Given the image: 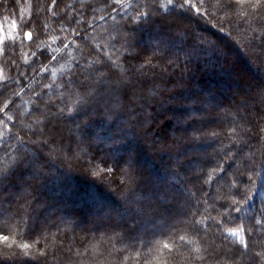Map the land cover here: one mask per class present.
Masks as SVG:
<instances>
[{
  "label": "trees",
  "instance_id": "16d2710c",
  "mask_svg": "<svg viewBox=\"0 0 264 264\" xmlns=\"http://www.w3.org/2000/svg\"><path fill=\"white\" fill-rule=\"evenodd\" d=\"M15 1L0 0V10L5 11ZM69 2L73 12L67 16L68 11L61 8ZM182 2L173 0L176 6L170 7L167 0H159V13L153 7V0H54L51 12L47 8L49 1L46 2L52 28L43 29L39 18L36 26L40 33L34 27L35 38L36 41L52 40L56 50L50 54L44 49L37 51L39 60L34 59V67L24 68L25 78L19 82L10 78L0 84V159L5 158L0 161V186L3 185L0 187V237H8L7 240L0 238V264H225L224 261L233 264L226 255L219 259L210 257L209 250L217 244L224 251H233L238 246L250 255L248 261H239L238 257L236 264H264V243H260L264 240V85L257 96L229 95L231 104L219 91L212 90L218 84L228 86L227 82L232 86L242 85L241 79L232 73L238 63L259 77L263 74L264 9L256 13L247 4L229 9L224 0H192L199 8L197 12L188 7L179 8ZM98 6L104 7L103 12L95 17L93 10ZM149 12L151 16L146 15ZM174 16H185L187 22L195 24L197 33L180 30L181 25ZM78 17H81L79 23ZM167 17L169 21L165 20ZM113 23L126 35L139 40L147 36L155 42L168 39L174 50L161 51V47L151 45L136 55L115 54L113 46H119L124 39L118 35L106 40L116 31ZM214 40L222 44L221 49L209 46ZM227 50L236 53L237 61L227 59L220 64V57ZM112 59L127 67L134 79L120 91L115 85L108 89L99 86L93 89L95 97H90L92 87L84 82L80 65L89 61L87 64L94 68L86 71L91 79L104 72L119 81ZM205 61H208L206 65ZM134 65L141 70L135 72ZM7 74L14 76L9 71ZM130 87L143 90L144 93L133 95L140 107L131 98ZM57 89H60L59 97ZM48 92L53 97L50 104L45 100ZM175 96L183 100L171 104L169 100ZM21 99L26 107L25 124H30L32 118L41 120L43 109L57 113L61 106L63 110L57 120L59 123L73 121L74 126L68 127V132L51 134L49 120H44L41 127L51 137L47 145L41 141L39 132L17 124L21 117L18 108ZM205 100L220 105L215 109L216 114L227 112L233 119L231 126L223 128L219 136L212 130L199 132L193 126L204 120L196 116L200 115L202 105L207 104ZM221 100L224 101L219 103ZM248 104L253 107L246 108ZM175 106L182 110L169 116L177 123L185 117H194L183 123L188 131L184 145L202 147L219 141L217 148L202 152L207 161L215 158L217 163L206 164L200 176L179 177L189 162L197 163L198 158L194 156L182 159L174 169L165 171L166 175L173 176V180L167 181L176 192L185 186L187 194L194 195L197 207L193 224L169 227L171 224L162 216L151 221L145 216L148 212L143 211L138 219L132 216L124 221L122 229L111 232L98 229L84 241L71 239L74 222L81 220L80 205L90 203L97 214H103L104 209L111 210L112 214L126 209L113 203L115 196L147 199V190L140 187L145 188L146 182L134 179V173L122 157L142 154L139 136L147 139L153 128H160L159 111H176ZM91 109H95L93 114ZM150 114L155 116L152 120ZM211 119L208 117L205 121ZM149 120L143 133L140 128ZM85 127L87 132L91 131L89 127L97 128L92 137L98 143L103 141L107 145L105 149L94 145L90 137L85 142L77 140L75 135ZM68 145L75 149L67 148ZM218 147L225 152L219 154ZM158 150L155 147V154L160 153ZM180 151L174 153L175 157ZM160 156L156 158L162 160ZM29 159L37 164L36 168H29ZM238 161L241 166L236 168ZM152 166L153 174L160 177L159 167ZM198 188L204 194H196ZM50 194L69 206L50 213L47 202ZM8 197L13 200L9 202ZM218 198L223 200L216 202ZM112 203L116 208L108 209ZM45 217L49 220L46 227L31 222ZM146 224L155 228L161 224L164 228L148 240L143 238L131 243L137 228ZM245 243L250 247L245 249ZM68 244L71 245L66 248Z\"/></svg>",
  "mask_w": 264,
  "mask_h": 264
},
{
  "label": "rangeland",
  "instance_id": "374dc122",
  "mask_svg": "<svg viewBox=\"0 0 264 264\" xmlns=\"http://www.w3.org/2000/svg\"><path fill=\"white\" fill-rule=\"evenodd\" d=\"M49 1V4L47 8L51 12L52 9V1L54 0H16L15 3L11 6V4H8L7 9L4 11L3 9L0 10V84L2 82H5L7 80H14V81H20V78H25L24 75V68L26 66L31 65L34 67V59L37 58L39 60V57L35 55L37 51H40L44 49L47 54H50V52H54L56 50L55 43L52 42V40H42L39 39V41H36L35 38V30L34 27L37 30V26L39 21V18L42 22L43 29H48L52 28V22H51V17L50 12H48V15L46 14L45 10V5L46 2ZM13 7V8H12ZM102 6H98L96 9L93 10V15L98 17L102 12H103ZM81 10V9H80ZM61 11H68L67 16L73 12L71 10V2H69L67 5L63 6L61 8ZM54 17V16H53ZM175 20H178L179 22L177 24L181 25V29H187L190 30L191 32H196V26L192 22H187L185 16L184 17H177L174 16ZM170 18V16H169ZM169 18H165V20L169 21ZM81 20V17L77 18V23H79ZM185 20V22H182ZM13 22H15V27H13ZM64 26V25H63ZM115 33L113 35H110L109 38H106L108 41L111 39H114V36H121L124 41L123 43H120L119 46H113L114 47V52L115 54H138L142 49L148 48L149 46H154V47H161L162 50H174V47H172L171 42L168 41V39L165 38H160L156 39L157 42H155V39H152L151 36L144 37L143 39L139 40L138 38H135L134 36L126 35L121 31L119 28H117V24L113 23L112 24ZM203 29V28H202ZM31 32L32 33V38L31 40L26 39L24 37L25 32ZM38 33H40L37 30ZM177 34V33H176ZM159 38V37H158ZM92 44H97L93 43ZM177 44V43H176ZM104 46V45H103ZM210 47L214 46L215 48L221 49L222 44L219 43L217 40L210 41ZM46 48V49H45ZM97 50V49H96ZM99 52V50H97ZM107 56L108 54L105 53ZM31 57V58H30ZM108 59L109 56L107 57ZM118 58V57H117ZM237 56L236 53H232L227 50L221 57H220V64L225 63L226 60L228 59L229 62L232 61H237L236 60ZM113 61V59H112ZM249 61V58L248 60ZM116 64V70L118 72V75L120 76L119 81L115 80L114 78H109L106 73L102 72L99 75L97 74L94 79H91L88 74H87V69L94 70L89 64V61L86 60V62L82 65H80V68L82 69V72L85 74L83 76L84 82H87L89 87H92V90L89 91V96L91 97L93 89H97V87L101 86L104 87L105 89H108L110 85H115V87L118 89V91L121 90L122 87L128 86V84L134 79V76L129 74V69L125 66H122L121 62L119 61H113ZM208 62V61H207ZM205 61V65L207 63ZM209 62H215L214 60H211ZM255 66V64L253 63ZM21 66H23V69H21ZM122 66V67H121ZM135 67L134 71L139 72L141 69L138 67V65H134ZM140 69V70H139ZM12 72L14 76L10 77L8 76L7 72ZM94 74L96 73L95 71L93 72ZM233 75L237 76V78L241 79L242 85L238 86H232L230 85L229 82L228 86H222V85H216L213 87L212 90L219 91L221 96L225 98V101H227L229 104L232 103L230 96L241 98V97H253L257 96L261 91L262 87L264 85V72L261 75V77L255 75L251 71H249L246 67H244L241 63H238L233 69ZM91 74V75H94ZM149 74V73H148ZM19 75L21 77H19ZM206 76V75H205ZM209 76V75H208ZM222 76V74L220 75ZM95 77V75L93 76ZM92 77V78H93ZM210 78V77H209ZM223 77H220L222 79ZM226 80V79H225ZM224 80V81H225ZM251 83L248 86L244 84V82ZM77 83V82H76ZM70 87L73 85L70 84ZM1 87V85H0ZM60 89H57L56 93H58V97L60 96L59 91ZM129 91L132 93L131 98L133 99V95H137L139 93H144L143 90L140 87H130ZM230 95V96H229ZM95 97V95H94ZM158 97V96H157ZM183 97L175 96L171 97V104H176V102L180 103L183 99ZM45 100L47 101L46 104H50L53 100L52 93L48 92V94L45 97ZM134 100V99H133ZM96 102V100L94 99ZM135 101V104L137 107H140L138 105V102ZM221 100L219 103H222ZM120 102L123 103V99L120 98ZM53 103V102H52ZM201 104L200 102H198ZM196 103V104H198ZM203 106L202 111L200 112V115L196 116L199 117L203 120V124L201 122H195L193 123V126H195V129L199 132H204L205 130H208L210 132L211 130L214 131L216 135H221V132L223 128L229 127L232 124V117L227 113V112H221L216 114L217 108H219L220 105H217V102H209L206 101ZM218 103V104H219ZM91 105V104H90ZM92 106V105H91ZM218 106V107H217ZM249 106V107H248ZM61 107V106H60ZM58 107V111L56 112H51L47 109H41L42 110V119L41 120H35L34 118L30 119V124H25L26 120H23V117L25 116V111L26 107L24 106V101L23 99L20 100L18 104V109L20 113V120L17 121V124L20 126L25 127L28 129V131H37L42 135L41 141L46 143L47 145L49 144V138L50 136H46L44 134L45 130L44 128L41 127V124L44 120H49V124L51 125V130H49V133H60L61 132H68V127L74 126L72 124L73 121H65L63 123H59L57 118L59 117V114L62 113V108ZM176 107V111H168V110H163L159 111L158 114L162 117L159 120V126L160 128H153L152 132L149 133L147 136V139L144 136H139V141L141 145L143 146V151L142 154H139L136 156V154L128 158L126 156L122 157L125 160V163H128V168L131 172L134 174V179L139 180V181H145L146 184L144 185L146 188L141 187V189L147 190L146 196L147 199H141V200H132L131 198H126L122 199L119 196H115V200L113 203L117 202L120 205L124 206L126 209L122 213H117L114 211L111 214V210H106L104 209L103 214H97V211L95 210L94 206H91L90 203L85 205H80L82 207L81 210V220L78 222H74V234L71 236V239L78 241H84L88 238V236H91L96 232L98 229H104L108 231H113L116 229H122V224L124 221L129 219L130 217H134V219H138L140 217V212L143 213V211L148 212V214H145L146 217L149 218V220H153V218H156V216H162L163 220L167 223H170L171 226L173 227L174 225H180V226H186L189 224H193L195 221L193 219V214L194 211L196 210V203L197 201L194 199V195L190 196L188 193L187 194V188L185 186L181 187L178 192H176L173 187L168 184L169 180H173V176H169L165 174V171L168 169H174L182 159L187 158L189 156H194L198 158L197 163H192L189 162L185 166V171L182 172L180 178L189 177H197L200 176V172L204 170L203 168L206 167V164H215L217 161L215 158H213L210 161L208 157H205V154H203L205 150H210V149H215L217 148V145H219V141L216 142L215 144H207L202 147H191V146H186L184 137L186 134H188L187 129L183 126L184 121L190 120L194 118L193 116L185 117L184 121H180L181 123H177L174 118H170L169 114H177L179 113L180 110H182V107ZM253 104H248L246 105V108H252ZM45 108H48L46 106ZM245 108V107H244ZM49 109V108H48ZM91 114L95 112V109H91ZM181 113V112H180ZM138 115L141 114L140 112L137 113ZM95 115V114H94ZM142 115V114H141ZM177 116V115H176ZM155 116L153 114H150L151 120ZM211 117V120L205 121V118ZM151 120L146 122L140 130H142L143 133H145V129L148 127L150 124ZM171 120L173 122H171ZM217 127L219 129H217ZM91 128V131L87 132L86 127L81 129V133L79 135H75L78 141L85 142L86 137H90L92 143L94 145L99 146L100 149H105L106 144L103 141H100L99 143L96 142V137H92L96 132L97 128ZM93 129V130H92ZM93 131V132H92ZM103 131V130H102ZM92 132V133H91ZM231 132V131H229ZM48 134V135H51ZM93 134V135H92ZM140 135V134H139ZM204 135V133H202ZM52 136V135H51ZM163 139H166L165 142ZM94 147V146H93ZM155 147L158 148L160 153L155 154ZM67 148H72V150L75 149L72 145H68ZM91 150V148H89ZM179 152V156L175 157L174 153ZM219 154H223L225 152V149H221L218 147ZM203 152V153H202ZM131 154V153H128ZM161 154V156H160ZM203 154V155H202ZM160 156L163 158L162 160H159L156 158V156ZM160 158V159H161ZM5 158L0 159V161H4ZM28 165L29 168H36L37 164L29 159ZM123 160V161H124ZM158 160V161H157ZM120 162V161H119ZM158 162V163H157ZM117 163V161H116ZM159 167V171L161 173V176L158 177L154 175L151 171V166L152 165ZM241 166V162H237L236 168ZM153 167V166H152ZM196 167V171L194 170ZM198 167V168H197ZM194 168V169H193ZM71 170V168H70ZM136 171V172H135ZM200 178V177H198ZM168 180V181H167ZM203 181V180H202ZM109 183V179L107 180ZM217 185H221V181L217 182ZM233 186V185H232ZM0 187H3L1 185ZM205 192H207L206 189H204ZM231 190V188L229 189ZM88 192V191H87ZM196 194H199L201 189L199 188L196 190ZM89 193V192H88ZM87 193V194H88ZM204 194V192H202ZM50 198L47 201L49 203V206L51 207L50 213H54L56 209H60L62 206H69L65 205L63 201L55 199L54 195H49ZM53 196V197H52ZM196 196V195H195ZM23 197V196H22ZM11 197H8L9 202L12 200L10 199ZM217 200H223L221 198L216 199L215 201L218 202ZM109 205V208L115 209L117 203ZM113 205V206H112ZM71 206V205H70ZM72 207V206H71ZM131 207V208H129ZM1 214V211H0ZM143 215V214H142ZM48 217H45L43 219H33L31 222L38 223L42 227H46L48 224H45L46 222L48 223ZM163 226L161 224H158L157 227L155 228V225H144L143 227L137 228V232H135V236L132 239L131 243H135L138 241V239H143L148 240L149 237H151L153 234H158L159 232L163 231ZM257 233L261 234V229L257 228ZM260 243H264V240L260 241ZM71 244L66 245V248H68ZM214 249L216 252H224V255L229 257L232 253L230 250H225L222 248L221 244L215 245ZM243 252V251H242ZM250 255L247 254L243 258H241L239 261H248L250 260L251 257ZM227 264L228 262H225Z\"/></svg>",
  "mask_w": 264,
  "mask_h": 264
},
{
  "label": "snow or ice",
  "instance_id": "6c2138e0",
  "mask_svg": "<svg viewBox=\"0 0 264 264\" xmlns=\"http://www.w3.org/2000/svg\"><path fill=\"white\" fill-rule=\"evenodd\" d=\"M224 3H225V6L229 9H234L236 5H239V4H247L249 5L251 8H254L256 13H260L262 9H264V0H224ZM167 4L171 7V6H176L174 3H173V0H167ZM153 7L155 9V11L157 13H159L160 11V8H161V5L159 4V0H153ZM185 7H188L190 8L191 10H195L197 12H199V8L196 7L195 4L192 3V0H183L182 3L179 4V8H185ZM146 15L148 16H151L152 13L149 12L147 13ZM159 18V17H157ZM262 19H264V17H262ZM15 22H13V27H15ZM24 37L26 39H29L31 40L32 38V33L29 31V32H25L24 33ZM2 238L3 240H7L8 237L7 236H3V237H0ZM250 245L245 243L244 245V248L247 249L249 248ZM209 255L210 257L214 258V259H219V257L221 255H224L223 252H216V250L214 248H211L209 250ZM247 253L246 252H242L240 250V248L237 246L231 253V255L228 257L232 262L233 264H236V261H237V258H243L244 256H246ZM257 257H253V259H256Z\"/></svg>",
  "mask_w": 264,
  "mask_h": 264
}]
</instances>
